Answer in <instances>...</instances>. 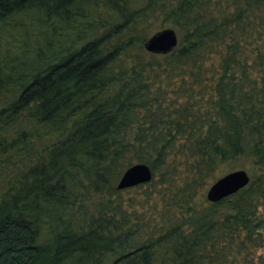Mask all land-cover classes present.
Returning a JSON list of instances; mask_svg holds the SVG:
<instances>
[{
    "label": "trees",
    "instance_id": "obj_1",
    "mask_svg": "<svg viewBox=\"0 0 264 264\" xmlns=\"http://www.w3.org/2000/svg\"><path fill=\"white\" fill-rule=\"evenodd\" d=\"M0 264H264V0H0Z\"/></svg>",
    "mask_w": 264,
    "mask_h": 264
},
{
    "label": "water",
    "instance_id": "obj_2",
    "mask_svg": "<svg viewBox=\"0 0 264 264\" xmlns=\"http://www.w3.org/2000/svg\"><path fill=\"white\" fill-rule=\"evenodd\" d=\"M178 46V37L171 28L160 30L147 39L144 44L146 52L155 55H166ZM152 179L151 169L145 164H135L129 167L121 176L117 189L123 190L147 184ZM250 182L247 173L243 170L224 175L212 183L206 193L209 203H217L244 189Z\"/></svg>",
    "mask_w": 264,
    "mask_h": 264
},
{
    "label": "rangeland",
    "instance_id": "obj_3",
    "mask_svg": "<svg viewBox=\"0 0 264 264\" xmlns=\"http://www.w3.org/2000/svg\"><path fill=\"white\" fill-rule=\"evenodd\" d=\"M166 28H171L173 29L178 37V43L180 42L181 36L179 34V32H177V30L175 28H173L172 26L168 25ZM243 170L247 173L250 181L253 179V177L257 174H259V169L257 168V166L254 164L253 159H236L230 163H227L222 169H221V177H223L224 175L234 172V171H240ZM220 177V178H221ZM208 190V189H207ZM207 190L205 191L202 199H200L198 201V203H205L208 202L206 199V193ZM227 198H233V197H227ZM231 200L229 199V202ZM221 210L223 213L228 212L229 207H228V203H225L224 205L221 206Z\"/></svg>",
    "mask_w": 264,
    "mask_h": 264
}]
</instances>
